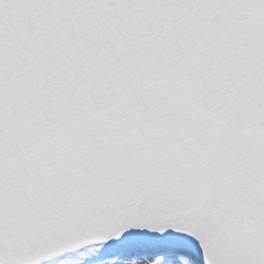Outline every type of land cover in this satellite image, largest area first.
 <instances>
[{
	"label": "snow or ice",
	"instance_id": "obj_1",
	"mask_svg": "<svg viewBox=\"0 0 264 264\" xmlns=\"http://www.w3.org/2000/svg\"><path fill=\"white\" fill-rule=\"evenodd\" d=\"M0 264H264V0H0Z\"/></svg>",
	"mask_w": 264,
	"mask_h": 264
}]
</instances>
